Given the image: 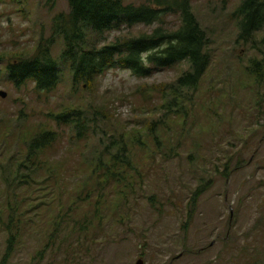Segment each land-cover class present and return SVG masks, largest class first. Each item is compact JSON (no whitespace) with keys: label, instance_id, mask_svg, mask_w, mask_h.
I'll use <instances>...</instances> for the list:
<instances>
[{"label":"rangeland","instance_id":"obj_1","mask_svg":"<svg viewBox=\"0 0 264 264\" xmlns=\"http://www.w3.org/2000/svg\"><path fill=\"white\" fill-rule=\"evenodd\" d=\"M243 1L191 0L209 38L210 65L178 113L160 108L161 89L183 65L145 79L110 69L89 86L74 85L55 39L50 49L61 79L52 93L39 95L30 83L15 88L0 75L7 94L0 117L10 126L0 135V264H264V76L255 80L250 67L259 63L264 75V30L238 39L233 13ZM67 12L66 0H0V69L29 56L39 39L48 42L54 17ZM178 25L179 16H168L163 28ZM156 28L87 31L83 48ZM68 109L95 119L94 138L75 144L70 128L53 123ZM43 128L59 142L44 157L49 169L32 173L19 166L22 138ZM115 130L127 135L125 165L115 170L120 183L98 184L103 174L91 169Z\"/></svg>","mask_w":264,"mask_h":264},{"label":"trees","instance_id":"obj_2","mask_svg":"<svg viewBox=\"0 0 264 264\" xmlns=\"http://www.w3.org/2000/svg\"><path fill=\"white\" fill-rule=\"evenodd\" d=\"M66 2L68 12L53 19L51 39L48 42L39 39L29 56H19L8 63L3 70L0 69V75L3 74L15 88L30 83L34 85V90L39 95L52 93L58 87L61 78L59 63L53 58L50 46L53 40L61 39L64 49L60 59L70 70L74 85L85 82L89 86L95 77L110 69L126 70L136 78L145 79L157 70L176 65L185 66L187 70L181 72L171 85L161 89L160 106L166 112L177 109V113L183 108L182 99L190 97L196 91L210 65L209 38L196 20L191 0H151L150 4L141 5L125 4L123 0H66ZM168 16H179V25L167 31L163 24ZM233 16L237 18L238 39L242 41L253 39L264 30V0H244ZM136 25H156L157 28L150 34L118 39L100 49L83 48L87 31L102 34L120 27L131 28ZM250 67L257 68L255 74H253L255 70L251 72L255 80L264 76L258 69L259 63L254 62ZM94 120L90 121L87 114L75 109L65 110L52 119L57 126L64 125L71 129L75 144L90 141L95 137ZM17 121L19 126L20 119ZM9 127L8 122L0 117V135H3L1 131L4 128ZM113 133L107 138L108 144L100 147L97 160L91 169L93 175L103 174L98 184L120 183V180L115 178V170L125 165L124 159L128 153L125 142L127 135L118 130ZM129 134H131L128 136L129 139L138 142V133ZM29 136L23 135L22 142L26 144V153L19 166H24L32 173L48 170L49 166L44 157L56 148V143L59 142L57 133L43 128L30 138ZM103 137H106V134H103ZM101 142L103 144V141ZM14 182L18 184L22 179L16 178ZM204 190V187L197 189L192 203ZM12 238L10 236L7 242L6 257L10 255L13 247Z\"/></svg>","mask_w":264,"mask_h":264},{"label":"water","instance_id":"obj_3","mask_svg":"<svg viewBox=\"0 0 264 264\" xmlns=\"http://www.w3.org/2000/svg\"><path fill=\"white\" fill-rule=\"evenodd\" d=\"M0 97L1 98H6L7 97V94L3 91H0ZM137 264H142L141 261H138Z\"/></svg>","mask_w":264,"mask_h":264}]
</instances>
